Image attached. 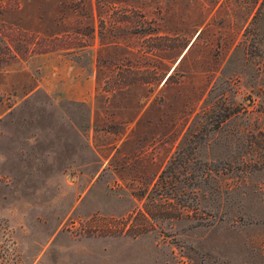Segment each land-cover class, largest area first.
Instances as JSON below:
<instances>
[{"label":"rangeland","instance_id":"374dc122","mask_svg":"<svg viewBox=\"0 0 264 264\" xmlns=\"http://www.w3.org/2000/svg\"><path fill=\"white\" fill-rule=\"evenodd\" d=\"M7 45L0 264H264V0H0Z\"/></svg>","mask_w":264,"mask_h":264},{"label":"trees","instance_id":"16d2710c","mask_svg":"<svg viewBox=\"0 0 264 264\" xmlns=\"http://www.w3.org/2000/svg\"><path fill=\"white\" fill-rule=\"evenodd\" d=\"M3 52V54L1 53ZM17 57V49L13 48L11 46H3L0 47V64H3L5 62H10Z\"/></svg>","mask_w":264,"mask_h":264}]
</instances>
